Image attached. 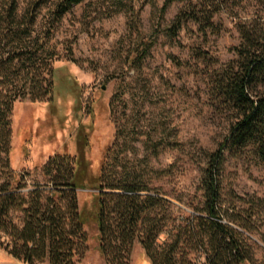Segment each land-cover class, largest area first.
<instances>
[{
	"label": "rangeland",
	"instance_id": "1",
	"mask_svg": "<svg viewBox=\"0 0 264 264\" xmlns=\"http://www.w3.org/2000/svg\"><path fill=\"white\" fill-rule=\"evenodd\" d=\"M56 1L16 0L15 19L27 24L33 18L32 37L39 36L49 28ZM9 2L0 0V35L9 22ZM163 2L84 0L51 30L45 50L56 58L54 78L79 88L80 110H73L77 98L64 84L57 111L44 101L14 102L9 166L23 174L27 186L46 183L41 167L49 156L76 153L75 132L83 125L91 127L85 157L93 172L113 143L112 162L118 170L139 174L172 200L177 214L190 213V202L200 206L198 185L207 155L222 141L228 125L209 98L210 75L236 59L240 30L264 34V0L173 1L161 15ZM191 7L197 10L196 19L183 20L171 36L175 16ZM142 49V58H136ZM221 185L224 205L233 195L260 201L248 235L251 256L242 264H264L258 239L264 223V162L247 151L226 154ZM76 194L87 234L77 264H107L96 248L93 190L78 188ZM0 264L26 263L0 248ZM127 264H150L138 242Z\"/></svg>",
	"mask_w": 264,
	"mask_h": 264
},
{
	"label": "trees",
	"instance_id": "2",
	"mask_svg": "<svg viewBox=\"0 0 264 264\" xmlns=\"http://www.w3.org/2000/svg\"><path fill=\"white\" fill-rule=\"evenodd\" d=\"M83 1L57 0L49 28L34 37L33 18L27 24L19 23L16 0L9 2V22L0 35L4 44L0 51V248L26 264H77L87 234L76 190L90 188L96 248L107 264H127L135 242L150 264L248 261V235H252V217L260 201L233 195L224 205L221 172L226 154L247 151L264 162V34L257 37L240 30V42L234 47L236 59L210 75L209 98L227 117L228 125L222 141L207 155L198 185L201 204L188 203L191 211L186 216L177 214L172 200L148 186L139 174L119 171L112 162L113 143L93 172L85 157L90 126L77 127L74 155L55 153L47 158L41 167L46 183L29 187L20 171L10 169L9 117L16 100L44 101L49 110L57 111L64 84L77 98L73 110H80L79 88L54 78L56 58L46 52L45 44L62 17ZM173 1L192 5V0H164L161 15ZM196 17L194 7L180 11L169 28L171 36L183 20ZM144 53L142 49L136 58ZM258 235L264 247V223Z\"/></svg>",
	"mask_w": 264,
	"mask_h": 264
}]
</instances>
